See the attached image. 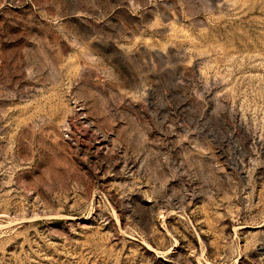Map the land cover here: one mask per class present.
Wrapping results in <instances>:
<instances>
[{
  "label": "rangeland",
  "instance_id": "obj_1",
  "mask_svg": "<svg viewBox=\"0 0 264 264\" xmlns=\"http://www.w3.org/2000/svg\"><path fill=\"white\" fill-rule=\"evenodd\" d=\"M0 264H264V0H0Z\"/></svg>",
  "mask_w": 264,
  "mask_h": 264
}]
</instances>
